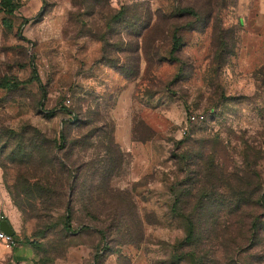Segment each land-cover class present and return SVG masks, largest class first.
<instances>
[{
  "label": "rangeland",
  "instance_id": "obj_1",
  "mask_svg": "<svg viewBox=\"0 0 264 264\" xmlns=\"http://www.w3.org/2000/svg\"><path fill=\"white\" fill-rule=\"evenodd\" d=\"M14 3L0 13V210L18 245L0 264H197L174 210L185 182L209 176L212 196L264 184V0ZM221 244L204 242L209 264H264V242Z\"/></svg>",
  "mask_w": 264,
  "mask_h": 264
},
{
  "label": "trees",
  "instance_id": "obj_2",
  "mask_svg": "<svg viewBox=\"0 0 264 264\" xmlns=\"http://www.w3.org/2000/svg\"><path fill=\"white\" fill-rule=\"evenodd\" d=\"M20 8L19 4H15L14 0H1L0 2V13H4L6 15H13ZM4 27H11L8 20L6 18L3 19ZM173 48L171 53H175L179 49V38L176 35L173 36ZM34 76L33 81H36L40 87L42 88V82L38 76V72L36 68H34ZM12 85H8V88H11ZM46 93L43 92V97H45ZM54 112H50L49 115H52ZM62 142L65 143V137H62ZM34 155V153L32 152ZM206 153L197 152V160L202 164L201 168L209 167L210 163H214L212 157H209L206 161L205 159ZM212 166V165H211ZM210 168V167H209ZM212 168H215L213 165ZM205 170V169H204ZM208 175H213V172H209ZM201 176L199 173L196 176ZM203 179H206L203 180ZM196 178L189 179L185 182V185L190 186L192 191H188V193L180 192L176 196V201L174 204V210L177 212L181 210V214L186 218L189 231L188 236L185 241V245L195 246L200 249V252H190L186 255L189 257V261L196 262L197 264H209L212 254H208L204 249V242L209 243L212 237H218L221 239L223 248V244L225 242L233 243V253H247V249L250 248V242L257 241L261 245L264 242V184H259L258 174L254 173L252 175V184L246 181L238 179L236 180V186L240 191H236L235 196H212L211 193L208 194L207 187L208 185L212 186L213 181L209 179V176H202L197 184H195ZM202 180V181H201ZM202 183V184H201ZM222 185L218 187L219 191L222 189H232L227 183L222 182L218 185ZM184 183L179 184V190L182 189ZM197 188L201 185V189ZM188 188V189H190ZM213 189H215L213 187ZM245 189V190H243ZM243 191V192H242ZM194 192V194H193ZM186 193V194H185ZM231 197V201L228 202V198ZM188 199L186 202L185 200ZM218 210L217 212L215 210ZM215 211V212H214ZM211 218L208 222V219ZM235 221V225L239 224L241 227L240 231L237 233V240H235L232 235L231 222L229 220ZM213 225L216 226L214 232H209L208 236H205V232L203 227ZM65 227L71 230L70 219L65 223ZM216 232H219L218 235ZM15 237V236H14ZM262 237V239H261ZM234 241V242H233ZM201 244V245H200ZM235 244V246H234ZM200 246V247H199ZM187 247V246H186ZM221 253V252H220ZM232 253L229 252V255ZM221 255L224 256L225 259H229L230 257L226 256L228 253L225 250H222ZM207 259V260H206ZM230 264H234V257L231 256ZM238 264V263H236Z\"/></svg>",
  "mask_w": 264,
  "mask_h": 264
},
{
  "label": "crops",
  "instance_id": "obj_3",
  "mask_svg": "<svg viewBox=\"0 0 264 264\" xmlns=\"http://www.w3.org/2000/svg\"><path fill=\"white\" fill-rule=\"evenodd\" d=\"M0 25L2 26L3 25V21H1L0 20ZM144 117H143V119H144V121L149 125V127L150 128H152V130L154 131V134H156L157 133V131H160V132H162V130H163V126L160 124V122L156 119V118H154L155 116H156V114L155 113H145L144 115H143ZM131 137H132V134L130 133V140H129V143L131 144L130 146H129V150L131 151V152H133V151H140L141 150V148H139V145H138V143H133L132 142V139H131ZM127 145V144H126ZM141 147H143L142 149L143 150H145V151H147V152H149V151H151V152H153V146H152V144H151V142H146V143H143L142 144V146ZM1 192H3V190H2V186H1V184H0V203L1 204H3V206H4V210H5V212H6V202H5V200H4V198L2 197V196H6V195H3ZM8 222V221H7ZM9 224H10V222H8ZM10 226L12 227V225L10 224ZM12 229L14 230V228L12 227ZM14 232H15V230H14ZM15 236V235H14ZM15 239H16V237H15ZM1 251H6V252H9L8 250H6L3 246H0V252ZM9 253H11V252H9Z\"/></svg>",
  "mask_w": 264,
  "mask_h": 264
},
{
  "label": "built area",
  "instance_id": "obj_4",
  "mask_svg": "<svg viewBox=\"0 0 264 264\" xmlns=\"http://www.w3.org/2000/svg\"><path fill=\"white\" fill-rule=\"evenodd\" d=\"M4 221H6V216L4 212L0 210V246H3L6 250L11 252V250L17 247L18 243L14 236L12 237L4 231L2 226Z\"/></svg>",
  "mask_w": 264,
  "mask_h": 264
},
{
  "label": "water",
  "instance_id": "obj_5",
  "mask_svg": "<svg viewBox=\"0 0 264 264\" xmlns=\"http://www.w3.org/2000/svg\"><path fill=\"white\" fill-rule=\"evenodd\" d=\"M2 226H3L4 231H5L8 235H10V236H12V237L15 235L14 230L12 229V227L10 226V224H9L7 221H4L3 224H2Z\"/></svg>",
  "mask_w": 264,
  "mask_h": 264
}]
</instances>
